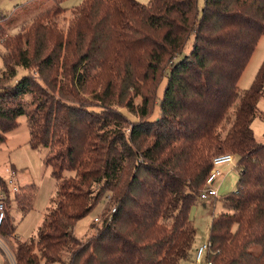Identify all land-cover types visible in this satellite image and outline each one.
<instances>
[{
	"label": "trees",
	"instance_id": "16d2710c",
	"mask_svg": "<svg viewBox=\"0 0 264 264\" xmlns=\"http://www.w3.org/2000/svg\"><path fill=\"white\" fill-rule=\"evenodd\" d=\"M63 1H48L13 36L0 22V146L26 116L30 147L55 182L34 237L17 238L6 210L0 236L12 240L13 264H182L192 255L195 264H264V142L250 129L263 117L264 59L251 86H237L264 35V0H203L201 9L198 0ZM18 67L27 74L11 85ZM224 153L238 180L221 195L197 263L191 211ZM35 188L12 193L0 177L6 208L23 215ZM101 199V224L78 239L75 224Z\"/></svg>",
	"mask_w": 264,
	"mask_h": 264
},
{
	"label": "rangeland",
	"instance_id": "374dc122",
	"mask_svg": "<svg viewBox=\"0 0 264 264\" xmlns=\"http://www.w3.org/2000/svg\"><path fill=\"white\" fill-rule=\"evenodd\" d=\"M48 1L50 0H0V22L3 25V31H5V34L13 36L20 30L22 26H29V20L36 15V12L42 11L43 9L47 8V6H50L49 4L47 5ZM136 1L142 5H147L149 3V0ZM81 2L82 0H65L61 3V5L65 8H72L74 6H78ZM202 5L203 0H198L199 9H201ZM23 8H26V11H22ZM192 42L193 36H190L186 41L185 47L179 58L189 53ZM1 54L2 46L0 44V71L3 69ZM263 59L264 35H262L258 40L257 45L239 78L237 86L240 91L246 90L251 86ZM25 74H27L26 70L18 67L16 75L11 80L10 84H15ZM165 85L166 78L163 77L157 88L156 101L152 113L150 114V119H156L159 116L160 102ZM135 103L138 104L139 99H136ZM257 107L263 117L256 115L250 125V129L253 131V134L257 140L264 142V98L259 100ZM124 113L129 116L127 111H124ZM133 116L130 114L129 118H133ZM25 146L30 147L29 132L26 116H20L17 120V127L6 135L5 143L0 146V177L7 183L9 179L13 180L12 184H8L9 189L15 187L19 191L20 188L28 185H33L37 189V196L34 198L33 207L24 215L20 211H17V204L15 203H12L9 207H7L10 221L15 226V234L21 241L35 236L36 230L42 222L45 209L49 203V198L47 199L46 191L48 189H52L51 192L53 193L55 186V182L51 177L49 170L43 169L45 167L41 166L42 162L37 155L36 158L28 156L24 150ZM235 162L236 161H234L232 165H226L219 168L221 174L225 175V183L222 186L223 191H221L220 194L219 188L218 197L215 200L214 198H210L206 201L199 199L192 208L191 216L193 227L196 229V248L207 243L211 218L213 215L223 211L221 206V195H225L233 191L235 188L236 182L238 180V175L236 169L234 168L236 165ZM10 165L15 168V176L10 177ZM38 170L39 176L36 174V171ZM228 171L231 172L226 175V172ZM43 176H47L48 179L43 180ZM25 190L28 189L25 188L24 190L20 191L22 192ZM105 202L106 201L104 199H101L87 216L80 219L75 224L73 231L74 235L78 239L86 241L93 235L95 232L93 225L101 224V216L106 204ZM204 204H206L205 207H203ZM96 218H99V221L95 222L96 224H94V220H96ZM0 242V264H4L5 260L9 264H13L11 255V249L13 247L12 240H7L0 236ZM1 251H3L4 254H2ZM182 264H195L193 255Z\"/></svg>",
	"mask_w": 264,
	"mask_h": 264
},
{
	"label": "built area",
	"instance_id": "2783aa9c",
	"mask_svg": "<svg viewBox=\"0 0 264 264\" xmlns=\"http://www.w3.org/2000/svg\"><path fill=\"white\" fill-rule=\"evenodd\" d=\"M234 163V158L231 154H220L215 156L212 159V169L209 172L204 186L200 192L199 198L200 200L206 201L210 198H216L218 195L219 185H220V178L222 177L220 167L226 165H232ZM12 179H9L8 184H12ZM17 188H11V192H17ZM5 194L0 191V227L6 220V203H5ZM113 211V210H112ZM97 221V219L95 220ZM1 244V242H0ZM206 245L199 246L195 251V261L199 263L201 258L203 257L205 251L207 250Z\"/></svg>",
	"mask_w": 264,
	"mask_h": 264
},
{
	"label": "crops",
	"instance_id": "0c3cea01",
	"mask_svg": "<svg viewBox=\"0 0 264 264\" xmlns=\"http://www.w3.org/2000/svg\"><path fill=\"white\" fill-rule=\"evenodd\" d=\"M252 133H253V131H252ZM28 147H29V146H25V147H24V150H25L26 154H27L28 156H32L33 158H36V155H37V156L39 157V159L41 160L40 154H39L38 152L32 150V148L29 147V148L31 149V150H30ZM32 151H33V152H32ZM41 162H42V161H41ZM41 166L44 167L42 164H41ZM9 169L11 170L10 177H11V176H15V175H16L15 168H14L13 166L10 165V168H9ZM43 169H45V168H43ZM38 172H39V170L36 171V174L39 176ZM230 172H231V171L226 172V175L229 174ZM42 178H43V180H47V179H48L47 176H43ZM32 182H33V180H32ZM33 183H34V182H33ZM224 183H225V175H222V178H221V180H220V185H219V188H220L219 191H220V193H221V191H223V190H222V186L224 185ZM35 190H36V191H35V197H36V196H37V189L35 188ZM51 191H52V189H51V190L48 189V190L46 191L47 199L50 197V195H51V193H52ZM47 199H46V200H47ZM214 200H215V199H214ZM205 205H206V204H204L203 207H205ZM32 207H33V204H32ZM17 238H19V237L17 236ZM195 242H196V241H195ZM195 244H196V243H195ZM195 244H194V245H195ZM195 247H196V246H195ZM195 247H194V248H195ZM3 253H4V252H3Z\"/></svg>",
	"mask_w": 264,
	"mask_h": 264
}]
</instances>
